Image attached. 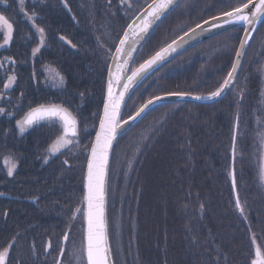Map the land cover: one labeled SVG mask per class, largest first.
I'll list each match as a JSON object with an SVG mask.
<instances>
[{
    "label": "trees",
    "instance_id": "obj_1",
    "mask_svg": "<svg viewBox=\"0 0 264 264\" xmlns=\"http://www.w3.org/2000/svg\"><path fill=\"white\" fill-rule=\"evenodd\" d=\"M151 2L0 0V14L13 24L12 39L0 47V178L22 197L12 221L8 216L3 226L0 216V251L12 245L7 264H57L63 248L66 264L75 244H83L84 177L109 65L127 27ZM241 2L183 0L149 37L133 69ZM243 34V28L228 31L153 71L127 100L121 123L152 98L208 97L232 70ZM4 37L0 31V44ZM48 67L63 77L62 89L51 86ZM263 68L264 19L223 100L156 105L116 141L107 196L113 264H252L256 248L264 252ZM62 99H75L64 107L79 113L84 141L72 144L65 159L44 164L61 133L45 123L21 133L17 121L39 105L62 106ZM6 158L17 167L14 178Z\"/></svg>",
    "mask_w": 264,
    "mask_h": 264
},
{
    "label": "snow or ice",
    "instance_id": "obj_2",
    "mask_svg": "<svg viewBox=\"0 0 264 264\" xmlns=\"http://www.w3.org/2000/svg\"><path fill=\"white\" fill-rule=\"evenodd\" d=\"M21 4H23V0H21ZM177 6L175 0H153V3L149 4L148 9H146V16L139 27V31L132 29V44L135 43V37L140 36L141 33H145L154 21L159 20L170 8ZM34 15L35 14L33 13L32 16H27V19L30 21L33 20ZM225 17H227V19H225ZM261 17H264V0H242V2L235 8L224 12L221 16L213 17L214 20L218 21L213 26L219 28L224 24L234 25L240 23L249 26L244 29L245 38L240 41V50L236 52V57L239 60V58L244 55V49L246 48L248 41L251 39L250 32L255 31V25L260 21ZM137 19H139V17H137ZM133 23H135V21ZM204 23L209 24L211 22L205 21ZM129 27L131 29V25ZM197 27H202V25H197ZM0 30L6 33L4 44H0V47H3L12 39L13 32V24L10 23L9 19L3 14H0ZM37 31H39L41 35L43 34V29L38 28ZM192 31L195 32L196 30L193 29ZM61 39H63V37H61ZM181 39H183V37H181ZM42 42L43 41H41V43ZM174 43L176 42L174 41ZM128 44L129 36L125 33L124 38L120 41V47L116 49L117 54L126 55L127 53H125L124 46ZM129 47L131 49V45H129ZM175 50L176 49L172 45H168V47L158 51L138 68L132 70V74L126 77L127 83L122 85L123 91L118 95L114 94L113 88L121 87L120 81L124 78L121 75L123 69L119 64L117 65L116 75L108 82V98L104 105V114L100 119L99 131L96 133L95 143L91 147V154L88 160L87 193L84 198L86 202L87 221L84 247L86 264H109L110 248L106 237V225L104 220V184L108 164V153L112 147V141L116 138L117 130L120 129L123 124H128L130 121H134L149 105L154 103L153 100H148L146 104L140 107L134 116H130L121 123V102L124 99L125 93L129 91L136 79L142 73L146 72L158 61L164 59L167 53ZM37 51H39L38 48L34 50V54ZM238 66V63L232 65V70L227 73L226 78L219 87L206 97L207 99L219 97L225 88L230 87V83L234 79V73L237 71ZM50 72L54 77L59 78V83L62 85L63 77L59 76V73H56L54 69H50ZM13 79L14 77H10L9 81L11 82ZM5 87H7V85H5ZM171 95L183 96L184 94L171 93ZM202 98L204 97H194V99L197 100ZM156 99L159 100L161 97H156ZM2 111L3 110L0 109V112ZM52 116L58 117L62 122L63 133L57 137L56 141L51 146L50 151L55 154V152L61 147L78 144V141L70 139L71 137H76L78 134L75 117L67 109L58 105H39L27 112L21 120L17 121V124L21 133H23L27 127H30L34 123H38L45 117ZM233 142L235 144V136L233 137ZM261 146L264 147V137L261 139ZM233 153L235 154V147H233ZM5 163L8 167V175L11 176L16 165L9 158H6ZM261 177L264 178V165H262L261 168ZM233 187H235L234 173ZM237 207H240L239 200H237ZM76 211L80 212V209H77ZM74 218L75 217L73 216V219ZM64 239L67 240L68 236L65 235ZM10 248L11 245L0 251V264H6ZM252 264H264V252H262L259 247L255 250V258L252 260Z\"/></svg>",
    "mask_w": 264,
    "mask_h": 264
},
{
    "label": "water",
    "instance_id": "obj_3",
    "mask_svg": "<svg viewBox=\"0 0 264 264\" xmlns=\"http://www.w3.org/2000/svg\"><path fill=\"white\" fill-rule=\"evenodd\" d=\"M183 0H175V3L177 5H179ZM153 3V2H151ZM150 3V4H151ZM176 7L170 8L163 16H161V18L159 20L154 21V23H152V25L147 29V31L145 33H141L140 36L135 37V43L132 44V29H135L137 31H139V27L142 24L143 19L146 16V9H148V6L142 10L139 15L137 17H139V19H137V17L130 23L131 25V29H130V25L127 27V29L125 30L121 40L124 38L125 33L128 34L129 36V44L125 45V53H127L126 55H118L116 50L112 56L110 65H109V69H108V75H107V80H106V93H105V101H104V105L107 102V98H108V82L110 79H113V77L116 75L117 72V65L119 64L123 71L121 73L122 77H124L123 79H121L120 84L121 87H114L113 88V92L114 94L118 95L121 91H123L122 85L124 83H127V76H130L132 74V70L134 63H135V59L138 55V53L140 52L141 48L145 45V43L147 42V40L149 39V37L152 35V33L157 29V27L168 17V15L175 9ZM143 14V15H142ZM250 15V13H249ZM225 19H227V17H225ZM264 19V17H261L260 21L255 25V29L256 27L260 24V22ZM135 21V23H133ZM211 23L206 24V23H202L200 25H202V27H195L193 29H195L196 31L193 32L192 30H190L189 32H187L186 34H184L183 39L178 38L177 40H175L176 43H174V41L172 43H170L169 45H172L176 50L175 51H170L169 53H167L164 57V59L158 61L155 65H153L151 68H149L146 72L142 73L135 81V83L131 86V88L129 89L128 92L125 93L124 95V99L121 102V106H120V120H121V115H122V111L125 107V104L127 102V100L129 99V97L131 96V94L134 92V90L140 85V83L149 75L151 74L153 71H155L156 69H158L160 66H162L163 64H165L166 62L174 59L175 57H178L179 55L183 54L184 52L192 49L193 47L208 41L212 38H215L221 34H224L228 31H231L233 29H237V28H248L249 26L247 25H243L242 23L240 24H234V25H227L224 24L222 27H214L213 25H215L218 21L214 20L213 18L208 20ZM222 23V22H221ZM254 31L250 32V36H252ZM143 37V38H141ZM245 38V31L242 37V40ZM120 40V41H121ZM250 41V40H249ZM248 41V44H249ZM248 44L246 46V48L244 49V55L246 53ZM129 45H131V49L129 47ZM120 47V42L117 45V48ZM168 47V45L166 46ZM164 47V48H166ZM116 48V49H117ZM238 50H240V46L238 48ZM238 58L235 57V61L234 63H238V68L237 71L234 73V79L231 81L230 83V87L225 88L223 93L219 96V97H215L213 99H207V98H202V99H194V97H190V96H180V95H165V96H161V99L157 100L152 99L154 101L153 104L149 105L144 112H142L140 114V116L136 117V119L134 121H130L128 124H123L122 127L120 129L117 130V135L116 138L112 141V147L109 150L108 153V164H107V168H106V175H105V184H104V220H105V225H106V237H107V241H108V230H107V196H108V182H109V170H110V164H111V158H112V150L113 147L116 143V141L123 135L125 134L128 130H130L138 121L139 119L152 107L159 105V104H168V103H191V104H199V105H213L218 103L219 101L223 100L229 93L230 91L233 89L237 78H238V74L240 71V67L243 61V57ZM154 56V55H153ZM138 68V67H137ZM104 114V106H103V110H102V115L101 118L103 117ZM59 119L56 116H52V117H45L44 119L40 120L41 121H45L48 119ZM36 124V123H34ZM33 124V125H34ZM32 126V125H31ZM99 131V126H98V130ZM96 138V135H95ZM95 138L93 140L92 145L95 143ZM90 154H91V150H90ZM90 154H89V158H90ZM88 158V160H89ZM262 165H264V151H263V162ZM87 172H88V162H87V167H86V173H85V196L87 193ZM233 173H234V179H235V172L234 169L232 170V185H233ZM263 182H264V178H263ZM235 195H236V201L239 200L238 196H237V189H236V180H235V187H233ZM240 204V203H239ZM239 212H242V208L241 205L240 207H238ZM86 228H87V221H86V202H85V207H84V247H85V234H86ZM64 245L66 244L67 240L64 239ZM108 245H109V241H108ZM110 248V246H109ZM65 253V248L62 249L61 254L59 256V260L57 264H61L62 260H63V256ZM85 262H86V253H85ZM109 264H113V260H112V256H111V251H110V255H109Z\"/></svg>",
    "mask_w": 264,
    "mask_h": 264
},
{
    "label": "flooded vegetation",
    "instance_id": "obj_4",
    "mask_svg": "<svg viewBox=\"0 0 264 264\" xmlns=\"http://www.w3.org/2000/svg\"><path fill=\"white\" fill-rule=\"evenodd\" d=\"M50 69H54V68H49L48 67L46 69V72H47L46 74H47L48 80L51 82V86L53 88H55V89H62L63 88V85H64V79H63V84L61 85L59 83V78L58 77L57 78H54V75L50 72ZM55 72L58 73L56 70H55ZM59 76H61V74H59ZM53 78H54V80H51ZM105 93H106V90H105ZM152 99H155V98H152ZM71 100H75V99H62V103H61L62 106H60V107H63V108L67 109L70 112L69 108L68 107H64V106L65 105L68 106L69 105V102ZM78 114L79 113H76V115H75L74 113H72V115L75 117V119L77 121V133H78L76 137H71L70 138L72 140L78 139V136L80 134V126H79V122L80 121L77 118V116L79 117ZM41 123H45L44 124L45 126L46 125L47 126H55L59 130V132L61 133V135H62V133H63L62 122L59 119H55V118L48 119V120H45V121L38 122V123H36V124H34L32 126H36V125H39ZM17 130L19 132H21L20 131V128H18ZM83 141L84 140L82 139V140H79L78 142L79 143H82ZM71 146H72V144L71 145H68L67 147H61L58 151L55 152V154H53L49 150L47 157H45V160H44L45 163L44 164H47L49 161H53L54 159H56V161H57V159H60L61 157H64V159H65V157L68 155V151H69V148ZM4 165H6L5 161H4ZM16 168L17 167L15 166V169L13 171V174L11 176H9V178H14V174H16ZM85 173H86V171H85ZM84 179H85V177H84ZM4 184H5V179L1 176V178H0V196H1L0 204L2 205V207L0 208V216L1 217L4 216V220H3L4 221V225L3 226H5L7 224L8 216H9V218H11V221H12V217H10V214L13 213V215H16V216L18 215L17 208L19 207V201L22 199L21 196H18L17 195V192L18 191H17V189L15 187H12V186H6V187H4ZM14 221H17V220L14 219ZM11 247H12V245H11ZM10 249H9V252H10ZM8 257H9V255H8ZM7 261H8V258H7ZM7 261H6V264H7Z\"/></svg>",
    "mask_w": 264,
    "mask_h": 264
},
{
    "label": "rangeland",
    "instance_id": "obj_5",
    "mask_svg": "<svg viewBox=\"0 0 264 264\" xmlns=\"http://www.w3.org/2000/svg\"><path fill=\"white\" fill-rule=\"evenodd\" d=\"M0 31L3 33L4 36L6 35V33L3 32L2 30H0ZM262 76H263V88H262V94L260 96L261 99L264 97V68L262 69ZM10 77H14V79L11 80V82L8 79V82H7V88L8 89L11 88L15 82V76L11 75ZM54 78H57V77H54ZM54 78L51 80H54ZM262 100H264V99H262ZM262 104H264V101L262 102ZM83 215H84V213H83ZM84 260H85L84 241H83V244L80 242H77L73 248L71 255H69V257H68L66 264H85ZM61 264H63V260H62ZM64 264H65V262H64Z\"/></svg>",
    "mask_w": 264,
    "mask_h": 264
},
{
    "label": "bare ground",
    "instance_id": "obj_6",
    "mask_svg": "<svg viewBox=\"0 0 264 264\" xmlns=\"http://www.w3.org/2000/svg\"><path fill=\"white\" fill-rule=\"evenodd\" d=\"M142 49V48H141ZM141 51V50H140ZM139 54V53H138ZM138 56V55H137ZM137 58V57H136ZM136 60V59H135ZM143 82V81H142ZM141 82V83H142ZM140 83V84H141ZM175 104H177V103H175ZM90 154V153H89ZM84 185H85V179H84ZM108 188H109V183H108ZM84 198H85V186H84ZM84 198H83V209H82V211H83V213H84V207H85V200H84Z\"/></svg>",
    "mask_w": 264,
    "mask_h": 264
}]
</instances>
